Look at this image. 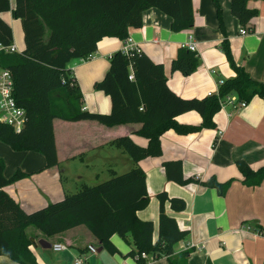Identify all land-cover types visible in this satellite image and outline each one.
Returning <instances> with one entry per match:
<instances>
[{
	"label": "trees",
	"instance_id": "1",
	"mask_svg": "<svg viewBox=\"0 0 264 264\" xmlns=\"http://www.w3.org/2000/svg\"><path fill=\"white\" fill-rule=\"evenodd\" d=\"M219 30L222 34L220 49L235 73L224 81L220 95H236L247 103L253 97L264 100V83L250 78L242 67L235 64L222 22L217 0ZM251 0H230V13L240 27L252 29L249 24L257 16V10L247 6ZM264 1V0H261ZM150 8L157 9L171 19V31L180 32L193 27L191 0H0V44L13 42L10 26L2 14L11 11L18 20L23 34V49L18 53L0 52V67L8 69L13 80V96L26 113L27 121L20 133H14L0 123V142L12 151H32L45 159V169L57 166L53 124L54 119L65 122L94 121L106 127L140 124L136 132L147 139L146 146L135 144L128 136L114 141L129 159L133 167L122 174L111 175L92 186L82 185L75 192L65 194L59 201L48 203L41 209L25 212L8 196L4 188L23 178L16 170L9 178L3 171L0 158V256L18 264H36L30 250V238L26 229L34 228L43 237L51 238L73 228L84 226L108 253H117L110 238L118 235L134 247L129 254L145 253L151 258H167L168 264H185L187 253L172 257V247L185 239L187 231L179 229L174 218L166 213L165 205L174 212L185 209L180 198L169 197L165 192L156 195L158 200V232L153 240V223L142 221L137 212L145 209L149 196L145 173L138 162L147 157L161 155L160 136L174 126L175 117L194 111L207 122L208 116L217 110V99L181 98L167 85L164 66L156 63L143 52L129 55L121 51L109 58L104 77L94 83V88L109 97L111 110L98 114L83 110V97L68 64L73 60H87L96 51L104 37L125 40L130 29L140 28L142 14ZM198 65L196 53L179 49L169 65L170 72L190 75ZM132 71L133 79L128 75ZM200 127H180L183 133L197 131ZM236 166L242 183L248 187L264 181V167L252 170L244 161ZM166 179L177 185H196L215 189L223 196L231 180L219 183L210 178L199 181L185 178L180 160L162 164ZM139 264L145 260L138 258Z\"/></svg>",
	"mask_w": 264,
	"mask_h": 264
},
{
	"label": "crops",
	"instance_id": "2",
	"mask_svg": "<svg viewBox=\"0 0 264 264\" xmlns=\"http://www.w3.org/2000/svg\"><path fill=\"white\" fill-rule=\"evenodd\" d=\"M217 1L235 64L242 67L252 80L264 83V1L247 2L249 8L257 10V16L249 24L252 29L245 35L239 34L241 27L230 13V0ZM9 2L12 10L13 0ZM191 4L194 19L191 29L171 31V19L150 8L142 14L141 27L130 29L128 37L141 52L164 66L167 85L175 94L185 99H202L208 92H216L217 80L226 81L235 73L220 49L223 37L214 1L191 0ZM2 19L10 26L13 41L19 44L20 22L12 17L11 11L3 13ZM188 36H192L196 45L198 65L190 75L183 76L179 72H170L169 65ZM123 43L118 38L104 37L90 59L73 60L68 64L83 97V110L98 114L110 112L109 97L96 90L94 83L102 80L110 56L120 51ZM217 106L203 126L202 118L194 111L175 117L174 126L160 136L161 155L138 162L145 173L149 203L137 212V217L153 223L155 241L158 232L156 195L165 192L167 196L185 202V209L181 212L172 211L167 203L165 210L179 229L188 233L172 247L171 258L187 253L185 264H264V234H256L264 230V181L258 186H245L236 166V162L242 160L252 170L264 167V100L253 97L243 108L229 104L220 108L218 102ZM52 124L57 166L45 169L44 157L32 151L15 152L3 148L8 160L0 156L5 164V178L16 170L25 174L4 191L28 213L59 201L65 194L82 186V176L71 179V167L87 170L101 167L109 170L110 176L116 175V170H130L134 163L114 144L118 138L128 136L139 146L147 145V139L136 133L140 124L106 127L94 121L65 122L59 119H54ZM180 127L200 128L183 133ZM170 160L181 161L185 178L199 181L213 178L219 183L229 180L231 183L225 194L219 196L212 188L169 182L162 164ZM98 178L95 174V182ZM26 233L33 236L30 239L36 243L45 240L51 245L49 249L30 245L36 264H75L77 258L82 259L81 264H139L137 256L129 254L134 249L129 234H126V240L116 234L110 238L117 250V253L110 254L99 246L84 226L51 238L43 237L32 227H28ZM190 243L198 249L186 248ZM53 244H63L67 248L53 251ZM89 246L96 252H89ZM147 258L144 264H168L165 257ZM0 264L18 263L0 256Z\"/></svg>",
	"mask_w": 264,
	"mask_h": 264
},
{
	"label": "built area",
	"instance_id": "3",
	"mask_svg": "<svg viewBox=\"0 0 264 264\" xmlns=\"http://www.w3.org/2000/svg\"><path fill=\"white\" fill-rule=\"evenodd\" d=\"M249 30H247L244 27H241L239 30L240 35H245L248 33ZM181 49H186L190 52L195 53L196 52V45L193 42L192 36H188L187 42L181 44ZM123 54L129 55L132 52H140L139 47L132 42V40L127 37L124 40L123 47L120 50ZM0 52L4 53H18L17 48L15 45L11 44L9 46H4L0 44ZM92 57V56H91ZM90 57V58H91ZM89 58V59H90ZM128 79L132 80L133 75L132 71L130 69V73L128 75ZM224 85V80H217L216 86L217 90L216 92H208L206 95L207 97H215L220 103V108H223L226 104L229 105H237L239 108H243L246 106V103L244 101H239L234 94H229L226 96L220 95V87ZM83 109V108H82ZM27 121L26 113L23 108L17 105L16 100L13 96V80L11 73L8 69L0 67V123L2 125H5L9 127L14 133H20ZM256 234H264V230L257 231ZM197 248L195 244H188L186 248ZM67 246L63 244H53L52 250L53 251H62L66 250ZM198 249V248H197ZM88 251L91 253H95L96 250L94 247L89 246ZM148 255L145 253H141L137 258H141L143 260H147ZM82 259L77 258L75 260V264H81Z\"/></svg>",
	"mask_w": 264,
	"mask_h": 264
},
{
	"label": "rangeland",
	"instance_id": "4",
	"mask_svg": "<svg viewBox=\"0 0 264 264\" xmlns=\"http://www.w3.org/2000/svg\"><path fill=\"white\" fill-rule=\"evenodd\" d=\"M19 29H20V27H19ZM12 44L16 46L18 52H20L23 49L24 44H23V35H22L21 31H20V35H19V44H16L15 41H13ZM3 148L6 150H10L7 145L0 142V156L5 157L8 160V157L5 156V152H4ZM117 168L120 169L118 166H117ZM70 169L71 170L69 172V175H70L71 179L73 180V178H75L76 176H82L83 177V179H82L83 184L82 185H86V186L95 185L99 182L106 181L111 177L109 175V170H107L105 168H101V167L98 168L97 170H94V169L87 170V169H83V168H81L82 169L81 170V169L75 168V166H74V168L71 167ZM116 171H117V175H119V174H122L124 172L129 171V170H116ZM95 174H97V176L99 177L98 178L99 180L96 182L94 180ZM63 182L66 183V181H64V180H63Z\"/></svg>",
	"mask_w": 264,
	"mask_h": 264
},
{
	"label": "water",
	"instance_id": "5",
	"mask_svg": "<svg viewBox=\"0 0 264 264\" xmlns=\"http://www.w3.org/2000/svg\"><path fill=\"white\" fill-rule=\"evenodd\" d=\"M30 242L31 244L36 247L37 245H39L41 248L43 249H49L51 247V245L46 242L45 240H39L37 243L33 240V239H30ZM100 251V250H99ZM98 251V252H99Z\"/></svg>",
	"mask_w": 264,
	"mask_h": 264
}]
</instances>
